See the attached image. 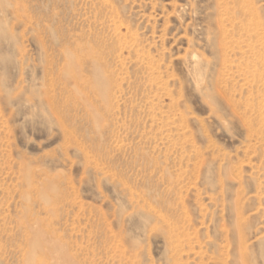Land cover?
<instances>
[{"label": "rangeland", "instance_id": "obj_1", "mask_svg": "<svg viewBox=\"0 0 264 264\" xmlns=\"http://www.w3.org/2000/svg\"><path fill=\"white\" fill-rule=\"evenodd\" d=\"M0 264H264V0H0Z\"/></svg>", "mask_w": 264, "mask_h": 264}]
</instances>
